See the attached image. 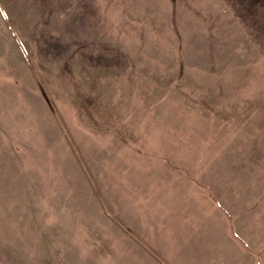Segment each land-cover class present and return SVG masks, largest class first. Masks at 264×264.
Instances as JSON below:
<instances>
[{
	"label": "rangeland",
	"instance_id": "374dc122",
	"mask_svg": "<svg viewBox=\"0 0 264 264\" xmlns=\"http://www.w3.org/2000/svg\"><path fill=\"white\" fill-rule=\"evenodd\" d=\"M0 264H264V0H0Z\"/></svg>",
	"mask_w": 264,
	"mask_h": 264
}]
</instances>
